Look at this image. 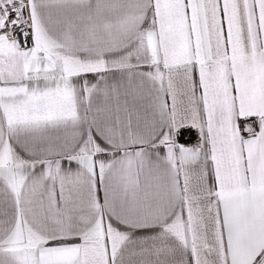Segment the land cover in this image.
I'll list each match as a JSON object with an SVG mask.
<instances>
[{"label": "snow or ice", "instance_id": "obj_1", "mask_svg": "<svg viewBox=\"0 0 264 264\" xmlns=\"http://www.w3.org/2000/svg\"><path fill=\"white\" fill-rule=\"evenodd\" d=\"M0 264H264V0H0Z\"/></svg>", "mask_w": 264, "mask_h": 264}]
</instances>
